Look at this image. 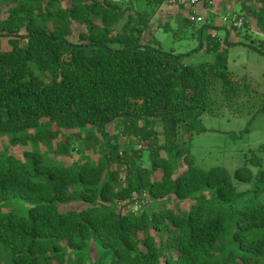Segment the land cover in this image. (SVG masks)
<instances>
[{
	"label": "trees",
	"instance_id": "16d2710c",
	"mask_svg": "<svg viewBox=\"0 0 264 264\" xmlns=\"http://www.w3.org/2000/svg\"><path fill=\"white\" fill-rule=\"evenodd\" d=\"M171 1L0 0V142L22 149L0 150V264H264V146L234 172L189 148L212 87L235 91L225 48L192 66L142 41Z\"/></svg>",
	"mask_w": 264,
	"mask_h": 264
},
{
	"label": "rangeland",
	"instance_id": "374dc122",
	"mask_svg": "<svg viewBox=\"0 0 264 264\" xmlns=\"http://www.w3.org/2000/svg\"><path fill=\"white\" fill-rule=\"evenodd\" d=\"M251 2L259 4L258 0H248L245 6L250 5ZM118 4L121 7L137 9H144L147 6L144 2L133 1H120ZM245 6L243 0H213L212 4L209 0H203L196 5L190 0H172L155 9L150 20V29L143 34L144 43L156 39L154 46L163 52L182 54L183 62L192 66L204 61H215L217 53L206 49L208 36L220 40V47L225 48L228 68L235 75L232 84L235 91L230 97H225L219 83L210 91L213 112L204 113L202 116L203 125L207 130L195 133L189 145L195 165L202 170L222 166L234 172L246 163L251 151L264 146V53H262L264 35L260 33L254 17H250V29H245V25L238 28L230 19L235 12L244 16ZM147 8L151 10L150 7ZM187 19L194 24L186 25ZM204 25L208 27H205L200 39L199 29ZM80 27L77 26L76 29ZM76 34L71 38L72 40H77ZM6 41L5 39V44ZM228 42L230 44H227ZM202 44L204 48H200ZM252 45L261 51L253 48ZM156 129L160 142H163L164 129L161 120L157 121ZM116 130V126L110 127V134L115 133ZM183 138L187 139V135L183 134ZM82 143L81 141L72 143L77 149L73 152L74 159L78 158L79 152L84 148ZM6 145L9 153L22 156L20 146L13 147L8 143ZM6 145L1 143L0 150ZM145 145L137 142L135 148ZM95 151H90L94 160L97 159L100 148ZM147 154L145 151L146 161ZM260 154L264 158V152ZM146 164L148 165L149 162ZM69 207L77 208L80 205L74 203ZM92 254V259H96L94 248Z\"/></svg>",
	"mask_w": 264,
	"mask_h": 264
},
{
	"label": "built area",
	"instance_id": "2783aa9c",
	"mask_svg": "<svg viewBox=\"0 0 264 264\" xmlns=\"http://www.w3.org/2000/svg\"><path fill=\"white\" fill-rule=\"evenodd\" d=\"M203 0H190V2L194 5L201 3ZM238 1V0H235ZM211 4L213 3V0H209ZM226 19V18H225ZM232 21L234 22V25L238 28H241L245 25V17L241 16L240 14H237L236 12L233 15Z\"/></svg>",
	"mask_w": 264,
	"mask_h": 264
}]
</instances>
